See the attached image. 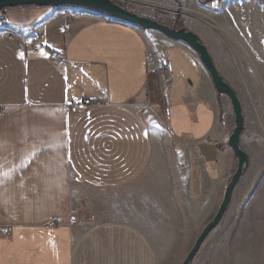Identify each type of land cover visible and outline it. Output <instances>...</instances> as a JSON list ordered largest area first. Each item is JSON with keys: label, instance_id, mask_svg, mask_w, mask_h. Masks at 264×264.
Instances as JSON below:
<instances>
[{"label": "crops", "instance_id": "crops-1", "mask_svg": "<svg viewBox=\"0 0 264 264\" xmlns=\"http://www.w3.org/2000/svg\"><path fill=\"white\" fill-rule=\"evenodd\" d=\"M198 1L178 0L186 27L264 145V0ZM147 30L71 5L0 12V264H157L220 204L237 167L223 94L187 43Z\"/></svg>", "mask_w": 264, "mask_h": 264}, {"label": "rangeland", "instance_id": "rangeland-1", "mask_svg": "<svg viewBox=\"0 0 264 264\" xmlns=\"http://www.w3.org/2000/svg\"><path fill=\"white\" fill-rule=\"evenodd\" d=\"M115 1L139 15L153 18L169 26L186 27L182 13L187 9V6L181 5L178 0H172L170 2L171 6L168 7L147 0ZM213 1L223 5L226 0H199L198 3L205 5ZM146 32L153 44L160 43L165 36V34L156 30H147ZM160 50L158 49L159 54L161 53ZM178 55H180L178 50L172 47L169 57L174 66L178 61ZM165 64V61H163L162 66L164 67ZM165 71H168V69ZM169 82L165 80L164 75L163 87L165 90ZM221 98L224 105L223 121L232 132L235 126L234 112L230 100L225 95H221ZM140 110L148 118L155 117L154 112L151 111L148 105L140 106ZM254 130L256 129L246 130L245 128L242 132L243 147L250 154V164L233 191L225 215L220 223L210 231L190 264H264V145L257 144V138L260 140L262 135L259 133L260 131ZM246 136H248L249 143L245 141ZM235 170L236 167L233 172ZM79 182H81L80 179L76 183L79 184ZM219 205L208 218L199 216L198 225L185 222L183 240L180 242L172 240L173 235L169 234L167 242L161 243L160 252H156L157 264H181L202 228L215 215ZM193 212H195L194 209ZM202 212L203 210L200 214ZM81 217L78 213V221ZM202 221L206 223L204 224Z\"/></svg>", "mask_w": 264, "mask_h": 264}, {"label": "water", "instance_id": "water-1", "mask_svg": "<svg viewBox=\"0 0 264 264\" xmlns=\"http://www.w3.org/2000/svg\"><path fill=\"white\" fill-rule=\"evenodd\" d=\"M78 6L102 12L112 17L133 23L141 28L157 30L166 36L187 43L199 56L201 62L209 72L217 91L230 99L234 112L235 126L228 138V143L237 156V167L228 184L226 185L222 201L213 216L202 228L192 248L181 264H190L203 241L211 230L215 228L225 215L231 202L233 191L249 165V154L241 147L240 137L244 130V115L241 102L235 89L226 78L219 72L207 46L200 36L186 27L169 26L153 18L139 15L117 3L115 0H0V12L16 6Z\"/></svg>", "mask_w": 264, "mask_h": 264}, {"label": "built area", "instance_id": "built-area-1", "mask_svg": "<svg viewBox=\"0 0 264 264\" xmlns=\"http://www.w3.org/2000/svg\"><path fill=\"white\" fill-rule=\"evenodd\" d=\"M3 20L5 21L6 18L3 17ZM168 75H169V76H168ZM165 80H166V81H170V74H165ZM92 101H93V100H91V99H86V100H84V101H77V102H75L74 106L82 105V104H89V103H91ZM74 106H73L72 108H74ZM0 112H3V108H0ZM77 218H78V213H73V214H71V222H72V223L77 222V221H78ZM56 221H57V218H56V217L52 218V220H51V224H55ZM10 232H11V228H10V227H7V228H5V229L3 230V233H5L6 235H9Z\"/></svg>", "mask_w": 264, "mask_h": 264}]
</instances>
